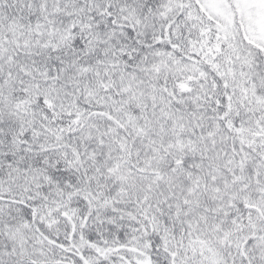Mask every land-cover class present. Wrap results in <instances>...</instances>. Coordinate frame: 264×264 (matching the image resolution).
<instances>
[{"label":"snow or ice","instance_id":"6c2138e0","mask_svg":"<svg viewBox=\"0 0 264 264\" xmlns=\"http://www.w3.org/2000/svg\"><path fill=\"white\" fill-rule=\"evenodd\" d=\"M0 264H264V0H0Z\"/></svg>","mask_w":264,"mask_h":264}]
</instances>
